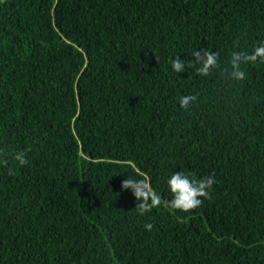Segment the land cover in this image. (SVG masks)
I'll return each instance as SVG.
<instances>
[{
	"label": "trees",
	"instance_id": "1",
	"mask_svg": "<svg viewBox=\"0 0 264 264\" xmlns=\"http://www.w3.org/2000/svg\"><path fill=\"white\" fill-rule=\"evenodd\" d=\"M261 42L264 0H0V264H264ZM178 171L211 198L138 214Z\"/></svg>",
	"mask_w": 264,
	"mask_h": 264
},
{
	"label": "clouds",
	"instance_id": "2",
	"mask_svg": "<svg viewBox=\"0 0 264 264\" xmlns=\"http://www.w3.org/2000/svg\"><path fill=\"white\" fill-rule=\"evenodd\" d=\"M194 61L201 66L197 69L202 76H208L211 70L218 67V53L203 49L194 51ZM258 59L264 60V42H261L251 54L247 52H233L230 61V72L228 75L235 80H244L245 72L241 65L245 63L255 62ZM171 67L176 73L184 72L186 69L184 60L178 56L172 60ZM197 99L193 95H185L180 98V107L188 109L189 105ZM14 159L20 164L27 163L24 152H17ZM7 163V161H5ZM215 183L213 176H205L202 178H192L183 172H175L167 180L168 188L171 192V199L164 200L161 195L157 194L150 184L145 180H137L134 177H128L122 182V188L131 189L135 198L139 203L135 206L138 214L144 215L150 212L153 208L165 204L174 210L188 212L199 207L202 204L201 198L210 199L212 189ZM145 229L151 231L153 225L145 224Z\"/></svg>",
	"mask_w": 264,
	"mask_h": 264
}]
</instances>
